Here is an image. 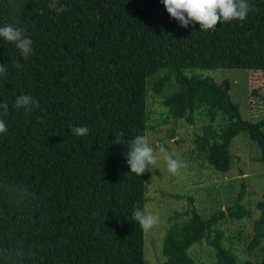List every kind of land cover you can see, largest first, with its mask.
<instances>
[{"label":"trees","instance_id":"16d2710c","mask_svg":"<svg viewBox=\"0 0 264 264\" xmlns=\"http://www.w3.org/2000/svg\"><path fill=\"white\" fill-rule=\"evenodd\" d=\"M50 2L0 0V27H23L33 48L24 59L0 38V102L9 105L0 117L7 127L0 134V264H145L144 230L131 214L148 202L146 172L131 173L126 154L128 142L149 130L148 82L165 72L152 87L161 95L175 81L177 90L163 101L173 119L194 125L204 106L212 123L218 113L227 118L219 130L205 126L196 140L213 170L229 172L232 143L243 134L264 163V120L242 118L230 82L183 75L264 72V0H248L245 20L208 31L180 27L160 0H60L67 9L61 13ZM21 94L39 106L12 107ZM78 126L88 134L74 135ZM119 133L121 144H114ZM245 194L242 185L238 202L208 219L195 209L174 213L164 238L167 264H199L188 251L205 237L216 264H239L216 228L249 215L240 204ZM257 209L255 244L264 241V201Z\"/></svg>","mask_w":264,"mask_h":264},{"label":"rangeland","instance_id":"374dc122","mask_svg":"<svg viewBox=\"0 0 264 264\" xmlns=\"http://www.w3.org/2000/svg\"><path fill=\"white\" fill-rule=\"evenodd\" d=\"M183 75L189 79H209L218 85L230 82V98L239 106L242 118L253 124L264 120V72L193 69ZM164 76L165 72H160L148 82L147 133L154 148L164 146L174 158L186 162L187 167L173 175L167 171L163 157L158 156L157 163L146 171V206L158 214L159 222L144 231L145 264H161L165 257L164 238L174 213L195 209L203 219H208L234 206L242 185L246 187V194L240 204L247 208L249 215L240 220H223L216 230L223 232V246L233 252L239 264H264V241L259 244L253 241L254 224L261 215L257 205L264 201V163L260 161V148L247 135H239L231 146L233 160L229 172L222 174L213 170L198 154L196 140L205 126L212 124L219 130L227 124V118L218 113L212 123L207 106L195 113L194 125L171 118L163 101L177 90V84L174 80L168 81L161 95L152 89L155 80ZM188 254L196 263L216 264V251L207 237L190 247Z\"/></svg>","mask_w":264,"mask_h":264},{"label":"clouds","instance_id":"9594fccd","mask_svg":"<svg viewBox=\"0 0 264 264\" xmlns=\"http://www.w3.org/2000/svg\"><path fill=\"white\" fill-rule=\"evenodd\" d=\"M160 2L170 18L176 20L180 27L187 28L189 25L199 24L200 30L203 31L214 29L218 22L243 21L253 7L248 0H160ZM48 6L57 13L67 11L60 0H51ZM0 38L13 43L24 59H27L33 52L32 40L26 36L23 27L6 24L0 27ZM15 67L20 69L23 66L16 62ZM5 74V65H0V75ZM33 105L39 106L30 94H21L15 98L12 107L24 108L26 111H30ZM8 114L9 105L0 102V117ZM6 131V123L0 118V134ZM72 132L76 136H85L88 134L89 129L85 126H78L74 127ZM122 136L123 133L117 134L114 144H121ZM158 156L163 157L167 171L173 175L177 174L181 168L187 167L186 162L174 158L164 146L161 145L158 149L154 148L148 133L136 135L134 139L128 142L126 163L131 173L141 176L149 171V166L157 163ZM131 215L132 219L138 222L140 228L144 231L151 230L159 222L158 214H154L146 205L143 208L135 207ZM161 264H167V257L162 258Z\"/></svg>","mask_w":264,"mask_h":264}]
</instances>
